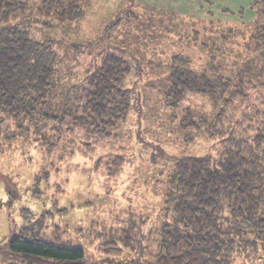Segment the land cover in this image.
<instances>
[{
    "label": "rangeland",
    "instance_id": "obj_1",
    "mask_svg": "<svg viewBox=\"0 0 264 264\" xmlns=\"http://www.w3.org/2000/svg\"><path fill=\"white\" fill-rule=\"evenodd\" d=\"M76 1L83 10L75 21L53 0H25L13 19L57 54L48 106L78 98L110 51L132 68V109L105 139L86 144L84 132L68 130L55 146L38 141L29 121L0 111V264L43 263L9 251L22 231L83 248V264H162L164 229L176 223L168 197L175 161L218 160L223 142L211 125L263 126L264 56L255 39L264 10L246 0ZM174 63L233 77L231 88L187 92L172 106L164 82ZM190 114L198 124L184 129ZM44 128L48 138L56 134ZM231 264H264V248Z\"/></svg>",
    "mask_w": 264,
    "mask_h": 264
},
{
    "label": "trees",
    "instance_id": "obj_2",
    "mask_svg": "<svg viewBox=\"0 0 264 264\" xmlns=\"http://www.w3.org/2000/svg\"><path fill=\"white\" fill-rule=\"evenodd\" d=\"M66 1L53 0L56 12L67 21H75L82 5ZM24 5L25 0H0V111L17 121H29L40 133L37 140L45 138L52 146L57 144L58 135L68 130L84 132L86 144L107 138L109 129L125 120L132 109L127 87L132 70L129 61L114 52L103 53L78 98L71 96L60 108L48 106L57 87L58 58L52 44L33 38L27 27L19 25L23 21L13 22ZM252 5L264 10V0H255ZM257 31V50L264 56V23ZM171 68L164 88L168 87L165 96L172 106H178L187 92L208 94L222 88L225 93L234 79L176 63ZM43 124L57 135L48 138V131L40 129ZM197 124L190 114L182 127ZM242 125L209 126L211 137L223 142L218 160L184 156L175 161L168 197L176 223L164 229L159 256L162 264H231L249 250L264 248V123L258 127ZM9 249L33 263L83 264L86 259L79 246L27 231L18 233Z\"/></svg>",
    "mask_w": 264,
    "mask_h": 264
},
{
    "label": "crops",
    "instance_id": "obj_3",
    "mask_svg": "<svg viewBox=\"0 0 264 264\" xmlns=\"http://www.w3.org/2000/svg\"><path fill=\"white\" fill-rule=\"evenodd\" d=\"M205 1H207V0H205ZM210 0H208L207 2H209ZM246 1H248V5H249V7L255 2V0H246Z\"/></svg>",
    "mask_w": 264,
    "mask_h": 264
}]
</instances>
